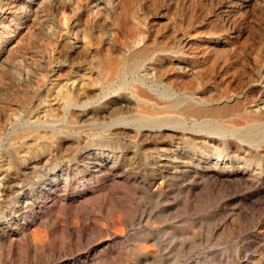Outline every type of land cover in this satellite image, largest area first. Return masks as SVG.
Returning a JSON list of instances; mask_svg holds the SVG:
<instances>
[{"label": "rangeland", "instance_id": "rangeland-1", "mask_svg": "<svg viewBox=\"0 0 264 264\" xmlns=\"http://www.w3.org/2000/svg\"><path fill=\"white\" fill-rule=\"evenodd\" d=\"M144 46L176 49L156 52L153 60L138 70L116 76L121 58ZM111 55L118 66L113 64L115 75L108 78L109 73L100 75L99 71L103 57ZM13 56L25 63L14 64ZM158 56L167 59L154 61ZM44 66L46 69L40 70ZM89 66L95 73L87 70ZM195 77H202L206 83L203 95L181 83ZM137 88H143L146 97L152 94L161 100V108L174 97L204 105L205 95L220 91L230 92L232 97L226 100L230 104L244 101L250 94L264 100V0H0V114L16 109L30 97L25 103L27 114H21L20 119L7 124V118L0 117L1 150L40 125L32 133L43 132L51 144L43 151L46 159L65 155L78 142L85 146L86 142L106 136L112 123L95 117L79 120V113L84 109L96 111L121 92L139 102L155 103L151 97L148 101L138 98ZM60 89L64 94H76L79 103L69 104L58 97ZM46 97L48 102L41 108L39 103ZM255 106L250 104L248 111L256 110ZM261 109L264 111V105ZM31 112H39V119L30 117ZM188 124L192 126L195 121ZM24 129L28 131L21 134ZM132 137V141L137 140L134 134ZM133 146L130 144L124 151L122 160L133 169L119 183L135 199L136 215L119 235L123 258L117 264H264L263 193H255V188L231 179L235 175L222 170L225 177L231 178L218 186L201 181L204 187H199L191 178L167 181L163 194L168 201L157 208L152 190L163 182L148 184L153 180L152 165H142L140 159L132 158ZM178 146L181 147L175 148ZM105 155L103 162L112 156L109 152ZM211 157L216 159L214 154ZM253 168L264 171L257 163ZM84 177V173L78 174L60 192V201L50 199L40 213L54 214L62 205L80 206L100 197V192L112 184L106 176L91 183ZM65 178H61L60 185L65 184ZM260 187L264 189V185ZM25 190L20 201L30 194L29 189ZM73 199L78 201L71 203ZM68 209L63 211L61 221L41 227L48 241H62V230L73 229L76 222L82 226L89 222L91 227L107 230V234L94 237L95 243L113 245L116 236L109 232L119 218L123 219L119 210L89 209L77 216ZM1 219L0 224L4 218ZM142 245H147L149 252L136 253ZM78 249L72 253L66 246L62 262L67 264L74 256L85 254L83 246Z\"/></svg>", "mask_w": 264, "mask_h": 264}, {"label": "bare ground", "instance_id": "bare-ground-1", "mask_svg": "<svg viewBox=\"0 0 264 264\" xmlns=\"http://www.w3.org/2000/svg\"><path fill=\"white\" fill-rule=\"evenodd\" d=\"M174 50L169 47L161 49L145 46L137 49L128 57H120L121 63H117L121 64V68L116 67L118 68L115 69L116 76L119 77L125 71L138 70L146 62L153 60V54L156 52H173ZM110 52H113V49ZM165 59L167 57L158 56L154 61L162 62ZM11 61L14 64L25 63L18 56H13ZM113 64H115V58L112 55L103 57L100 75L109 73L106 76L112 78L115 75L112 71ZM45 69V66L40 68L42 71ZM87 70L95 73L92 66H89ZM202 77H195L188 81H181V83L188 90L203 95L206 83ZM113 79L116 80V78ZM140 88L136 89L138 98L143 97L148 101L151 97V100H155L153 105L136 101L132 95L121 92L116 99L105 102L106 104L97 108L96 111L82 110L78 115L79 120L92 117L108 119L112 126L106 136L84 142L85 146L78 142L74 149L69 151L65 149L67 152L63 156L53 155L45 158L44 149L50 144L46 135L40 131L32 133L41 125L36 126L29 135L17 137L7 147L0 149V216L3 215L1 218H4V221L0 218L2 220L0 224V264H65L62 262V257L66 246L72 253H77L80 246L86 249L84 255L74 256V259L67 264L72 262V264L119 263L123 258L121 250L123 242L119 235L124 233L125 224L134 220L136 215L135 199L127 187L119 183L120 178L126 179L131 173L132 167L126 166L122 160L124 151L132 143L134 145L131 152L132 158L140 159L142 165H152L153 180L148 184L156 186L158 180L163 182L156 190H152L153 196L157 198V208L161 207V203L168 201L163 194V185L167 181L176 178H182V180L191 178L196 186L200 187L201 181L202 183L208 181L212 186L226 183L231 178L225 177L222 170H229L228 173L234 174L235 176L231 179L240 180L243 184L255 188V193L264 194V189L259 190V187L264 185V171L257 172L258 170L252 169L255 163L260 166V169L264 168V111H261L264 100L262 98L258 99L250 94L244 98V101L236 99L234 104H230L226 101L232 97L230 92L220 93V91L209 94L210 96L205 95L206 97L202 98L204 105L194 103L192 99L174 97L166 102L165 107L161 108L159 107L162 104L161 100L153 97L150 92L151 95L149 96L148 93L149 97H146L147 92L145 93V90ZM62 89L58 90V97H63V100L69 104L79 103L80 99L76 94L69 91L64 94ZM29 99L30 97L23 100L16 109L0 114V117L7 118V124L17 121L21 114L26 113L25 103L28 104ZM47 102L48 97L42 99L39 106L43 108ZM250 104H255L257 109L248 111ZM39 114V112H31L29 116L39 119ZM190 121H195V124L190 126L188 124ZM235 127H242V129L232 130ZM1 131L0 129V138ZM27 131L24 129L21 134H26ZM133 134L137 139L135 141H132ZM164 136H168L169 140H163ZM179 140L182 144L177 143ZM176 143L181 147L175 148ZM150 148H153L152 151ZM35 149L37 150L34 151ZM82 151L84 153H81ZM106 151L112 154L109 157L111 161L107 158L103 162L102 156L104 154L108 156ZM212 154L216 156V159H212ZM240 154H245V156ZM81 173H84V178H87L90 183L93 182L92 180H100V177L106 176L111 178L112 184L100 192V197L92 198L81 203L80 206L62 205L54 210V214L42 215L40 211L48 201L53 198L56 202L60 198V192L68 188V183L77 179V175ZM64 176L66 177L65 184L60 185L59 181ZM25 189H29L30 194L26 195L21 202L20 197L27 191ZM71 201L74 203L78 199ZM68 208L74 210L77 216L89 209L93 212L101 208L119 210L123 219L119 218L113 231L109 232L116 236L113 245L107 243L108 245L105 246V243H95L94 237L107 234V230L103 227H91L88 225L89 222L83 226L76 222L73 229L68 227L63 228L64 231L61 229L64 234L62 241L59 238L54 242L48 241L41 227L48 226L49 223L54 225L61 221L63 211ZM142 242L146 243V241ZM149 249L147 245H142L137 248L136 253L144 254L149 252Z\"/></svg>", "mask_w": 264, "mask_h": 264}]
</instances>
